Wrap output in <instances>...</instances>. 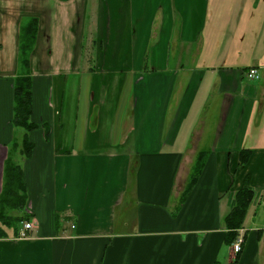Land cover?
I'll return each instance as SVG.
<instances>
[{"label":"crops","instance_id":"0c3cea01","mask_svg":"<svg viewBox=\"0 0 264 264\" xmlns=\"http://www.w3.org/2000/svg\"><path fill=\"white\" fill-rule=\"evenodd\" d=\"M8 156L27 218L0 223V264H264V0H0V192ZM246 181L235 253L224 217Z\"/></svg>","mask_w":264,"mask_h":264},{"label":"trees","instance_id":"16d2710c","mask_svg":"<svg viewBox=\"0 0 264 264\" xmlns=\"http://www.w3.org/2000/svg\"><path fill=\"white\" fill-rule=\"evenodd\" d=\"M36 32L37 22L35 19L30 20L20 29L19 62L21 63L22 68L28 69V56L34 46ZM31 89L32 79L29 75V72H26L24 75H19L15 78L12 123L15 127L22 128L25 131V135L21 143V151L27 158L31 156L33 150V145L27 137V132L35 127L30 121ZM249 154V150H244L241 152L240 164L246 163ZM205 160L206 154L201 153L197 156L186 192L189 191V189L192 188L196 182ZM253 196L254 191L250 187L248 181H246L243 187L238 192H236L234 205L224 217V224L227 230L226 243L228 245L233 244L237 239L238 230L242 228L247 208L252 201ZM26 201L27 197L22 169L20 165L13 161L11 156H8L4 162L3 184L2 190L0 192V223L5 226H11L25 221L27 218V215L24 216ZM9 211H16L17 213L21 212L23 215L13 216L9 214ZM1 234L2 230L0 229V237L2 236Z\"/></svg>","mask_w":264,"mask_h":264},{"label":"built area","instance_id":"2783aa9c","mask_svg":"<svg viewBox=\"0 0 264 264\" xmlns=\"http://www.w3.org/2000/svg\"><path fill=\"white\" fill-rule=\"evenodd\" d=\"M245 76L251 81H256L260 78V74L257 68L255 67L249 68L246 71ZM24 227L25 229H29L31 228V224L29 222H25ZM243 242H244V239L241 236H238L237 239L234 241V243L232 244V249L235 253H238L242 250Z\"/></svg>","mask_w":264,"mask_h":264},{"label":"rangeland","instance_id":"374dc122","mask_svg":"<svg viewBox=\"0 0 264 264\" xmlns=\"http://www.w3.org/2000/svg\"><path fill=\"white\" fill-rule=\"evenodd\" d=\"M257 81V80H256ZM15 213V212H14ZM17 225H20V223H16Z\"/></svg>","mask_w":264,"mask_h":264}]
</instances>
